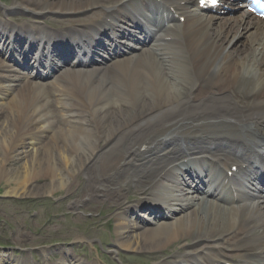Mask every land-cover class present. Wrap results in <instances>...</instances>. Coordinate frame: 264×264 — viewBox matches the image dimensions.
<instances>
[{
    "label": "bare ground",
    "instance_id": "6f19581e",
    "mask_svg": "<svg viewBox=\"0 0 264 264\" xmlns=\"http://www.w3.org/2000/svg\"><path fill=\"white\" fill-rule=\"evenodd\" d=\"M12 1L0 7L4 16L21 11L35 23L65 22L69 34L65 41L55 40L41 29L36 34L0 24L4 196L25 200L65 191L75 199V208L91 203L87 211L97 213L98 206L92 205L105 204L106 215H113L126 207L122 202L133 188L150 189V200L178 209L163 214L139 201L98 224L114 222L111 253L140 254L146 262L168 264L159 262L185 243L182 261L173 264H262L264 193L252 197L238 189L236 194L230 174L244 175L251 164L262 167L252 155L254 147L264 153V22L243 9L209 14L200 8L201 0ZM166 14L173 19L166 21ZM177 17L180 24L174 22ZM148 24H157V32L131 45L132 32L142 36ZM110 35L106 46L103 38ZM75 38L87 41L90 56L77 55L74 45L69 55L55 56L53 50ZM11 45L21 55L33 52L35 66L41 67L40 51L57 57V68L64 65L50 81L42 82L40 75L32 80L31 73L15 67L14 58H5ZM84 46L82 41L77 48ZM117 51L122 54L112 55ZM169 143L177 147L162 152ZM205 162L206 178L213 179L216 192L203 191L195 175L192 191L179 186L181 174L204 172ZM83 176L89 185H75L73 180ZM258 179L264 184L263 172ZM217 236L223 239L216 253L194 254L192 247ZM63 254L53 264H84ZM15 258L0 254V264L31 263Z\"/></svg>",
    "mask_w": 264,
    "mask_h": 264
},
{
    "label": "rangeland",
    "instance_id": "374dc122",
    "mask_svg": "<svg viewBox=\"0 0 264 264\" xmlns=\"http://www.w3.org/2000/svg\"><path fill=\"white\" fill-rule=\"evenodd\" d=\"M13 3L12 0H4L0 3L2 7H8ZM1 12V10H0ZM18 22L24 25H34L32 21L22 18V14H13ZM87 15L76 16L74 18H85ZM2 21L10 20L0 14ZM64 25V24H61ZM174 137L168 136V138ZM172 142V141H168ZM170 144V145H169ZM163 146L162 152L167 149L177 147L169 143ZM75 185L80 184L82 187L89 185L86 177H78L73 180ZM4 189L0 187V254L5 256L14 255L18 258H29L31 264H53L57 263L64 256L63 252L73 255L74 258L85 263L96 262L98 264H118L120 256L122 258L119 264H154L146 263L140 254H131L126 252H109L110 247L114 245L115 235L113 233L114 222L110 221L109 225H103L98 228V224H106L115 213L124 212L127 208H134L139 201L143 204L149 203V197L152 195L150 189L142 192L137 188L130 191L123 211L116 210L113 215L107 214L105 204L98 206V212L92 213L87 211L91 206L88 203L82 204L79 208L72 206L74 198L68 197V193L63 191L60 195L55 196H34L20 200L4 196ZM96 199L92 202H95ZM85 208V209H84ZM78 220L75 221V219ZM99 222V223H98ZM20 227L17 230V227ZM50 227V230L47 229ZM91 229H96L94 234L90 233ZM87 237H91L88 240ZM220 237H216L210 242H202L197 247H192L197 253L216 252L213 245L220 243ZM92 242L93 249L86 243ZM200 242V243H201ZM185 243L179 244L172 249L169 257L160 263L172 264L179 263L184 255L180 248ZM191 245L198 242L190 241ZM26 251V252H23ZM46 251V253H43ZM181 251V252H180ZM120 255V256H119ZM134 260V261H133ZM130 261V262H129Z\"/></svg>",
    "mask_w": 264,
    "mask_h": 264
}]
</instances>
